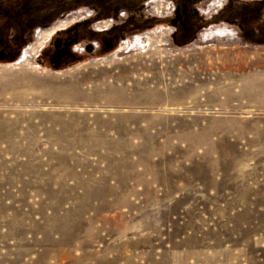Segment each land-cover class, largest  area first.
Instances as JSON below:
<instances>
[{"label":"rangeland","instance_id":"obj_1","mask_svg":"<svg viewBox=\"0 0 264 264\" xmlns=\"http://www.w3.org/2000/svg\"><path fill=\"white\" fill-rule=\"evenodd\" d=\"M39 1L0 58V264H264V0Z\"/></svg>","mask_w":264,"mask_h":264},{"label":"flooded vegetation","instance_id":"obj_2","mask_svg":"<svg viewBox=\"0 0 264 264\" xmlns=\"http://www.w3.org/2000/svg\"><path fill=\"white\" fill-rule=\"evenodd\" d=\"M21 1L22 0H0V58H4L7 54H8L7 56H9L11 52H14L17 47L16 43L10 42L8 40L9 39L8 34L10 29L8 26L9 20L7 19V16H11L12 12L14 11L13 4L14 3L16 4L17 2L20 3ZM34 1L38 3L39 0H34ZM90 1L88 2V4H91ZM92 18H93L92 15H90V19ZM110 22H112V20H110ZM261 26L264 31V22L261 23ZM53 39L54 38H52L51 42H53ZM59 54L60 52L58 53V55ZM56 58L59 59L60 57L56 56L55 54L53 57L54 62L57 60ZM47 63L49 62L47 61Z\"/></svg>","mask_w":264,"mask_h":264},{"label":"bare ground","instance_id":"obj_3","mask_svg":"<svg viewBox=\"0 0 264 264\" xmlns=\"http://www.w3.org/2000/svg\"><path fill=\"white\" fill-rule=\"evenodd\" d=\"M2 72H3V71H2ZM24 80H25V79H24ZM24 80H23V81H24ZM25 81H26V80H25ZM27 82H28V81H27ZM36 87H37V86H36ZM95 93H96V92H95ZM6 124H7V125H11V126H13V124H15V122L10 121V122H6ZM210 129H211V128H210Z\"/></svg>","mask_w":264,"mask_h":264},{"label":"crops","instance_id":"obj_4","mask_svg":"<svg viewBox=\"0 0 264 264\" xmlns=\"http://www.w3.org/2000/svg\"><path fill=\"white\" fill-rule=\"evenodd\" d=\"M51 1V0H50Z\"/></svg>","mask_w":264,"mask_h":264}]
</instances>
